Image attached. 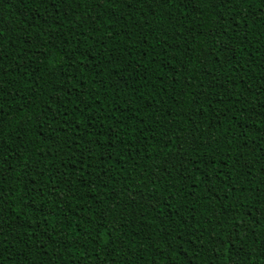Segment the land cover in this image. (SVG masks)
<instances>
[{
  "label": "trees",
  "instance_id": "16d2710c",
  "mask_svg": "<svg viewBox=\"0 0 264 264\" xmlns=\"http://www.w3.org/2000/svg\"><path fill=\"white\" fill-rule=\"evenodd\" d=\"M0 264H264V0H0Z\"/></svg>",
  "mask_w": 264,
  "mask_h": 264
},
{
  "label": "snow or ice",
  "instance_id": "6c2138e0",
  "mask_svg": "<svg viewBox=\"0 0 264 264\" xmlns=\"http://www.w3.org/2000/svg\"><path fill=\"white\" fill-rule=\"evenodd\" d=\"M210 2H211V0H210Z\"/></svg>",
  "mask_w": 264,
  "mask_h": 264
}]
</instances>
